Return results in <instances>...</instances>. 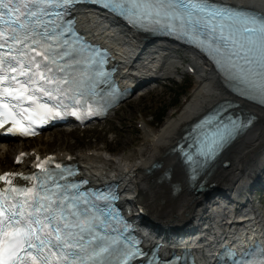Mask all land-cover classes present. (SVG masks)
Wrapping results in <instances>:
<instances>
[{
	"label": "snow or ice",
	"instance_id": "snow-or-ice-1",
	"mask_svg": "<svg viewBox=\"0 0 264 264\" xmlns=\"http://www.w3.org/2000/svg\"><path fill=\"white\" fill-rule=\"evenodd\" d=\"M72 2L0 0V128L11 119L8 132L30 135V128L17 115L29 124L34 117L45 123L64 114L65 100L82 95L83 76L69 72L66 58L80 61L73 56L71 42L63 38L67 29L61 30L60 23V10ZM96 2L121 15L129 4L143 9L128 16L133 23L167 21L170 30L179 28L181 35L207 49L217 66H227L242 82L254 86L264 104V17L215 0ZM235 127V122L231 128L218 127L207 138L204 154H211ZM10 176L34 182L14 186ZM55 176L63 179L62 173ZM0 181L7 183L0 186V264H109L119 240L98 231L104 221L92 212L78 185L59 183L46 168L42 176L5 173ZM140 254L137 249L125 257L131 260Z\"/></svg>",
	"mask_w": 264,
	"mask_h": 264
},
{
	"label": "bare ground",
	"instance_id": "bare-ground-1",
	"mask_svg": "<svg viewBox=\"0 0 264 264\" xmlns=\"http://www.w3.org/2000/svg\"><path fill=\"white\" fill-rule=\"evenodd\" d=\"M218 1L252 8L264 13V0ZM75 14L77 24L83 33L97 38L113 51L116 62L122 63L119 67L120 72L131 69L134 74H137L135 77H128L130 80L142 83L136 91L131 93L132 95L152 89L153 85L150 84L163 78V69L175 72L183 60L188 61L185 67L192 68V73L195 76L196 81L193 90L179 110L167 117L162 124L160 123L161 126L157 130L150 131L143 127V143L135 149V152L123 151L118 155L108 156L106 154L107 149H109L107 145L76 153H69L62 148L45 151L43 147L39 146L38 140L31 141L32 146H29L28 149L22 147H26L30 140L38 137L36 136L20 142L19 145L11 141L0 142V171L7 169L29 171L28 163L34 153L40 155L53 153L57 157L69 154L72 156V161L78 165L82 175L92 183L114 179L119 192H126L127 190H129L127 194L134 192L133 200H127L126 207L130 208L131 205H134L142 213V217L139 223L136 222V225L140 226L143 231L148 230L150 233L146 237L149 238L152 236V232H155L157 236L163 237L162 239L165 240L166 229L169 230L172 226L183 222H189L192 227H195L201 219L210 221L211 217H216L219 218L218 221L221 224H224L223 217L212 213V208H215L219 202L221 204L225 202L226 205H231L236 210L246 207L252 190L255 187L264 186V109L235 99L238 102L236 108L245 109L254 115L253 122L242 135L233 140L219 154L209 173L204 177V184L200 187L190 188L175 155L168 153L167 150L180 136L182 126L188 124L218 101L229 96L218 81L216 74L200 57L186 48L161 41L159 44H152L148 41L142 45L144 41L142 37L122 29L112 23L111 20L106 19L102 13L97 14L91 9L81 8L77 9ZM179 49L189 52L192 56L186 59L183 56L174 55L173 52ZM147 58H151L147 66L136 68L139 63L146 61ZM126 76L120 74L119 79L125 81ZM110 113L109 111L107 114ZM63 131L68 132V129ZM52 132H45V137L53 140L58 131ZM50 135H53V138H49ZM10 150L13 153L23 151L25 158L19 164H14L11 159L8 167L2 168L4 157ZM156 162L159 166L146 172L147 168ZM163 169L168 170L169 177L159 180L158 174ZM207 185L209 186L207 187ZM211 190L221 191V193L210 202L207 201L208 205H206L204 198L210 196ZM240 199H244L243 204L240 203ZM254 214L255 219L251 223L245 222V224L240 225L231 221L229 225H234L230 228H228L229 225L223 227L211 222L209 234H205V237L197 244V246H201L205 242L204 248L201 247L200 249L201 255L206 257V253L221 237L236 241L234 245L236 248L247 244L250 241L240 242L241 236L245 237L253 228L255 230L254 238L257 236L264 243L262 214L257 210ZM204 223L202 222L201 225ZM178 233L184 232L176 233L173 231L170 233V237L178 238ZM184 237H187V234ZM201 259L199 260L200 263L204 260Z\"/></svg>",
	"mask_w": 264,
	"mask_h": 264
},
{
	"label": "rangeland",
	"instance_id": "rangeland-1",
	"mask_svg": "<svg viewBox=\"0 0 264 264\" xmlns=\"http://www.w3.org/2000/svg\"><path fill=\"white\" fill-rule=\"evenodd\" d=\"M173 54L179 57L183 56L186 59L192 56V54L183 49H179L173 52ZM187 62L188 61L185 62V60H183V62L178 65L175 72L170 70L165 71L163 69V78H160L154 83L152 82V89L144 93H142L143 91L140 93L137 92L123 100L115 110L111 111L106 118L98 121L96 124L91 123L83 129H72L71 126H67L68 128L61 126L48 129L38 135L37 138L30 140L26 147H22L28 149L30 148L29 146H32L31 141L34 142L38 140L39 146L43 147L45 151H53L57 148H62L69 153H76L85 149L102 148L104 145H107L109 147L106 151L108 156H115L123 151L135 152V149L143 143V127L150 131L157 130L167 117L179 110L181 105L185 103L191 94L196 80L193 73L190 72L192 68L185 67ZM182 80H187L190 83V90L188 93L184 94L185 97L181 98L177 108H175L176 106H168L160 122L161 124H156L150 118V114H153L157 107L167 105L171 98L169 88L180 84ZM66 129H68V132L63 131ZM52 131H58L57 136H54V139L50 140V137L53 138V135H50V139H47L44 133H51ZM11 142L18 145L20 143L19 141ZM39 149L42 150V148ZM13 154L14 153L10 150L9 153L5 155L4 166L2 168L8 167L7 165L10 164Z\"/></svg>",
	"mask_w": 264,
	"mask_h": 264
},
{
	"label": "trees",
	"instance_id": "trees-1",
	"mask_svg": "<svg viewBox=\"0 0 264 264\" xmlns=\"http://www.w3.org/2000/svg\"><path fill=\"white\" fill-rule=\"evenodd\" d=\"M171 92V98L169 99L167 105L159 106L156 108L153 114H150V118L156 123H160L165 115V111L168 106H178L182 97H185V93L190 90V83L187 80H182L180 84L175 87L169 88Z\"/></svg>",
	"mask_w": 264,
	"mask_h": 264
}]
</instances>
